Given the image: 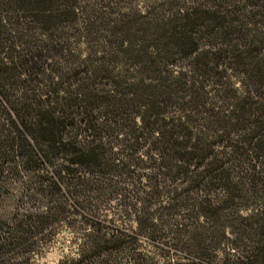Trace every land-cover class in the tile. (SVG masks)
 Segmentation results:
<instances>
[{
	"label": "trees",
	"instance_id": "16d2710c",
	"mask_svg": "<svg viewBox=\"0 0 264 264\" xmlns=\"http://www.w3.org/2000/svg\"><path fill=\"white\" fill-rule=\"evenodd\" d=\"M14 191L0 264H264V0H0Z\"/></svg>",
	"mask_w": 264,
	"mask_h": 264
},
{
	"label": "rangeland",
	"instance_id": "374dc122",
	"mask_svg": "<svg viewBox=\"0 0 264 264\" xmlns=\"http://www.w3.org/2000/svg\"><path fill=\"white\" fill-rule=\"evenodd\" d=\"M10 195V194H9ZM12 197L6 195V199L0 201V209L3 211H11L15 204H17V191L11 193ZM75 235L66 227H61L59 232L55 236V239L49 242L47 245L43 244L41 251L33 257V264H60L66 259L77 257L78 244L75 241ZM162 248H166L169 251L171 262L174 264L175 261H180L181 255H178L173 247H164L162 244L153 245L148 241H144L142 249L146 255L154 259L157 264H166L165 260L155 255L156 251Z\"/></svg>",
	"mask_w": 264,
	"mask_h": 264
}]
</instances>
